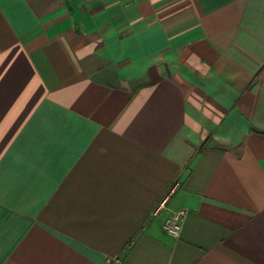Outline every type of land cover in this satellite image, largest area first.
Segmentation results:
<instances>
[{"label":"crops","instance_id":"crops-1","mask_svg":"<svg viewBox=\"0 0 264 264\" xmlns=\"http://www.w3.org/2000/svg\"><path fill=\"white\" fill-rule=\"evenodd\" d=\"M0 264H264V0H0Z\"/></svg>","mask_w":264,"mask_h":264},{"label":"built area","instance_id":"built-area-1","mask_svg":"<svg viewBox=\"0 0 264 264\" xmlns=\"http://www.w3.org/2000/svg\"><path fill=\"white\" fill-rule=\"evenodd\" d=\"M169 192L171 193L172 189H170ZM160 205H163L162 201L160 202ZM184 213L183 209L174 210L164 219L162 227L168 235L172 237L179 236Z\"/></svg>","mask_w":264,"mask_h":264}]
</instances>
